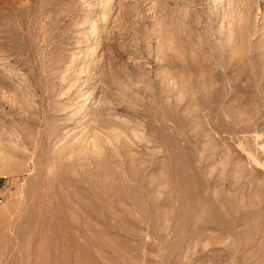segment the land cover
Wrapping results in <instances>:
<instances>
[{
  "label": "rangeland",
  "instance_id": "374dc122",
  "mask_svg": "<svg viewBox=\"0 0 264 264\" xmlns=\"http://www.w3.org/2000/svg\"><path fill=\"white\" fill-rule=\"evenodd\" d=\"M0 264H264V0H0Z\"/></svg>",
  "mask_w": 264,
  "mask_h": 264
}]
</instances>
